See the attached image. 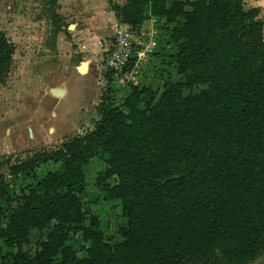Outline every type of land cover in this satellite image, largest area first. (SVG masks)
Segmentation results:
<instances>
[{
	"label": "trees",
	"instance_id": "1",
	"mask_svg": "<svg viewBox=\"0 0 264 264\" xmlns=\"http://www.w3.org/2000/svg\"><path fill=\"white\" fill-rule=\"evenodd\" d=\"M46 2L56 34L63 17L57 0ZM108 2L137 32L149 18L158 20L155 53L176 46L167 62L181 79L162 90L129 82L117 98L116 74L106 71L91 130L60 148L7 162L10 174L28 183L17 196L0 172V264H245L257 258L264 252L260 8L246 10L243 0ZM14 52L0 29V83ZM135 63L133 57L118 75L129 79ZM95 157L106 167L89 187L86 170ZM104 200L119 203L125 219L115 243L91 208ZM76 234L80 247L72 241Z\"/></svg>",
	"mask_w": 264,
	"mask_h": 264
},
{
	"label": "rangeland",
	"instance_id": "2",
	"mask_svg": "<svg viewBox=\"0 0 264 264\" xmlns=\"http://www.w3.org/2000/svg\"><path fill=\"white\" fill-rule=\"evenodd\" d=\"M243 4L246 10L260 8L264 34V0H243ZM50 8L46 0H0V29L15 45L10 71L0 83V161L3 162L0 172L17 196L28 180L23 175L10 174L7 162L17 163L44 148H60L70 139L91 130L98 118L96 106L107 87L100 72L84 74L82 70L70 67L64 57L60 59L52 40L54 27H50ZM71 16L74 14L63 20L66 24L63 29L74 21ZM82 23L85 21H78L79 27L83 28ZM66 33L71 38V34ZM158 58H152V65ZM105 59L99 62L100 70H107ZM157 75H147V78L151 77L150 83L153 80L156 83L158 79L164 82L161 75ZM117 81L118 78H114L111 86L116 95L120 94L117 98H121L122 91L128 90L129 81L123 79L120 85ZM153 86L157 85L153 83ZM105 167L103 159L95 157L91 160L86 170L89 187ZM46 170L44 166L38 172L43 174ZM91 208L108 226L111 242L120 241L122 238L117 230L125 219L119 203L104 200ZM40 236L38 232L34 233L32 244L26 247L30 252L36 249L35 243ZM72 241L80 247L81 235L76 234ZM6 251L8 249L3 248V252ZM245 264H264V252Z\"/></svg>",
	"mask_w": 264,
	"mask_h": 264
},
{
	"label": "crops",
	"instance_id": "3",
	"mask_svg": "<svg viewBox=\"0 0 264 264\" xmlns=\"http://www.w3.org/2000/svg\"><path fill=\"white\" fill-rule=\"evenodd\" d=\"M115 2L123 5L126 3V0H115ZM57 5V13L62 15L63 20H65V17H69L71 13L74 14V16H71V19L74 21L68 23L69 25L66 27V29L68 28L67 30L63 29L56 34L52 32V40L55 43L60 59L64 57L65 61H69L71 64L70 67L72 68H82L84 70L86 67L83 71L84 74L93 72L97 75L100 72L101 76H103V80L107 83L105 79L106 70L102 68L100 70L99 67L100 60L105 57L103 48L104 39L111 36L120 25H124L125 23H121L118 20L108 0H57ZM78 21L79 23L80 21H85V23H82L83 28L79 27ZM157 22L158 20L155 18H149L142 27L155 29ZM65 26L66 24L64 23L63 28ZM50 27L51 29L54 27L52 20ZM66 31L71 34L70 37L72 39L69 38ZM80 32L81 34H78ZM176 50V46H172L164 50L165 54L150 53L140 57L136 60L135 66L129 74L128 81L150 85L153 88L162 90L163 87H160V84L164 86L168 80L176 81L181 79L180 74L176 73L174 70H170L171 65L167 62L168 58H170L169 54L175 53ZM153 57L158 58V61L155 62L154 65H152L151 61ZM76 60L78 63H76ZM151 74L161 75L164 82H159L160 79H158L160 84L158 82L155 83V80L150 83L151 77L147 78V75L151 76ZM158 75L157 77H159ZM114 78H118L117 82L118 85H120L119 82H122L121 80L123 79L119 76H115ZM135 78L139 81H133ZM153 83L157 86L154 87Z\"/></svg>",
	"mask_w": 264,
	"mask_h": 264
},
{
	"label": "built area",
	"instance_id": "4",
	"mask_svg": "<svg viewBox=\"0 0 264 264\" xmlns=\"http://www.w3.org/2000/svg\"><path fill=\"white\" fill-rule=\"evenodd\" d=\"M157 33L156 28L145 27L137 32L128 24L120 25L104 40L106 71H114L115 76H119L118 73L133 57L137 60L146 54L155 53L160 46Z\"/></svg>",
	"mask_w": 264,
	"mask_h": 264
},
{
	"label": "bare ground",
	"instance_id": "5",
	"mask_svg": "<svg viewBox=\"0 0 264 264\" xmlns=\"http://www.w3.org/2000/svg\"><path fill=\"white\" fill-rule=\"evenodd\" d=\"M81 70H82V72L86 69V67H85V69L83 70L82 68H80Z\"/></svg>",
	"mask_w": 264,
	"mask_h": 264
}]
</instances>
